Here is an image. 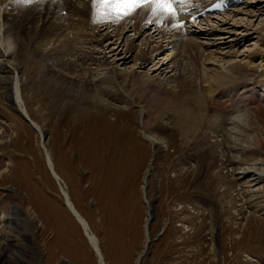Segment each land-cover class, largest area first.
I'll return each instance as SVG.
<instances>
[{
	"label": "rangeland",
	"instance_id": "obj_1",
	"mask_svg": "<svg viewBox=\"0 0 264 264\" xmlns=\"http://www.w3.org/2000/svg\"><path fill=\"white\" fill-rule=\"evenodd\" d=\"M233 8L209 19L229 20L223 12ZM256 16L264 22V11ZM202 19L196 29L217 33ZM258 20L222 50L244 70L236 75L241 79L215 95L202 88L200 103L151 86L144 93L151 65L118 66L108 51L101 54V44L90 47L92 61L83 57L89 46L76 44L82 59H71L75 74L62 76L76 88L61 85L71 95L52 89L45 64L24 38L16 34L11 59L0 47V77L16 79L20 70L26 112L47 134L43 141L7 101L10 88L0 78V264H99L61 191L95 236L100 264H136L142 253L140 264H264V30ZM73 74L88 81V98ZM145 188L153 207L149 230Z\"/></svg>",
	"mask_w": 264,
	"mask_h": 264
},
{
	"label": "bare ground",
	"instance_id": "obj_2",
	"mask_svg": "<svg viewBox=\"0 0 264 264\" xmlns=\"http://www.w3.org/2000/svg\"><path fill=\"white\" fill-rule=\"evenodd\" d=\"M208 1L209 0H183V3L174 5L176 14L169 17L164 13L153 14L152 8L154 5L151 3L140 5L127 15H117L111 9L101 8L94 0H31L29 3H25L23 0H0V47L4 50L5 57H10L9 59H11L15 56L17 41H19L15 37L16 34L17 38L18 36L24 38L23 40L32 47L31 54L45 64L46 67H44L46 68L47 76H50L49 79L54 83L52 89H57L58 94L71 95L67 93L70 89H64L61 85H65V87L69 85L76 88V86L70 85L73 81L72 83H65V80L62 81V76L65 72L72 75L71 72L76 70L74 62V65L71 64V59L75 58L76 62H80L82 59L79 56L82 48L76 49V44L81 40L79 44L89 46L88 51H86V49L82 51L84 53L83 57L87 58L89 61H92L90 60V55L94 54L90 47H95L94 43L96 46L101 44L100 49L103 50L101 54H106L104 51H108V55L119 63L118 66L125 65L130 61L137 65L136 69L138 70L144 69L147 64L151 65L149 72H147L150 74V79L146 77L143 81L144 93H146L145 90L151 86L152 90L157 89L156 91L158 92L170 93L180 100L183 97L184 100H181L183 102L192 99L190 102L194 100L200 103L204 95V92L200 91L203 90L202 88H205L206 92L208 91L210 94L215 95V93H219L221 89L227 88V85L232 86L234 85V81L241 79V77H236V75H239V72L244 70H240L239 65H233L235 62H232V59H228L227 54L223 55L224 51L222 50L223 48H227L228 52L230 50L229 44H232V42L236 43L237 39H239L237 37L246 30V27H252L254 24H257L256 22L259 17L256 15L264 11V0L257 1L256 3L244 2L243 4L245 5L239 7L237 6L242 4L240 0H235V3L231 5L227 4L230 0H224L225 2L222 0L220 5L216 6L217 8L209 9L207 14H212L210 13L212 11L217 13L219 10L222 12L227 10V6H233V9L223 12L229 20L223 18L224 16H222L220 20L217 19L218 21L209 19V24L213 23L217 33L213 27H209L208 30H200L201 27L198 30L195 24L199 25L200 21L198 23L195 22V20L200 18L199 13L204 7L208 6V4H206ZM225 5L226 8L223 9ZM200 6H203V8L199 9ZM187 10L190 11L187 13ZM246 10L247 16L243 14ZM220 12L218 15H222ZM218 15L212 17H217ZM261 19L260 17L258 23L263 31L264 26H261V24L264 25V22L262 23V21H260ZM202 21L206 24L209 22L205 18L202 19ZM185 28H188V31H186ZM108 29H112L113 34H93L96 33V30L98 32H104ZM128 32L133 35L132 39L127 35ZM201 36L206 37V39L207 37L209 38L207 43L205 42L206 44L200 43L199 37ZM141 37H143V39H140ZM210 37L215 40L214 42L217 44L213 43L214 45H210ZM228 39H230V42L228 41L229 43L227 42ZM104 42L107 43L106 46L108 45V47L103 48L102 45ZM136 42L139 43L136 44ZM212 47L214 53L208 51V49ZM153 54H157L158 57H153ZM164 54L166 56L165 60L160 59L164 57ZM224 57L227 59H224ZM162 60L164 61L162 62ZM184 61H186L187 65H184ZM41 62L39 64H41ZM245 65L248 66L247 63H245ZM83 68L85 69V67L82 66L81 71H84ZM17 69L18 66L14 68L15 71H17ZM19 71H17L16 79L0 77L1 81L5 82L10 88L6 99L12 105H18L25 119L27 118L30 124H32L30 126L34 128L44 141L47 138V134H45L36 123L31 121L28 116L29 114L26 112L21 97L20 78L18 77ZM154 74H156L158 78L163 77L161 82H156L160 80H154L156 77ZM247 74L246 72V75ZM74 76H72V78ZM83 76L84 75H76L74 80L77 83V88L81 90V95L88 98L84 92L87 90L86 83H88V81ZM145 76L146 75H144V77ZM262 77L264 78V73ZM107 78L109 77L107 76ZM64 79L68 80L65 77ZM207 95L206 93L204 99H207ZM231 95L232 93H230L228 101L231 99ZM214 99L217 98L214 97ZM21 104H23V106H21ZM43 149L46 153L48 168L59 186V189L62 190V187L60 188L61 180L54 172V167L53 164L51 165L48 155L49 152L47 153L48 150L45 145H43ZM146 188L143 190V197L145 196L147 200ZM61 194L64 198V203L66 201L68 212L81 226L85 238L95 252V255H97L99 264L100 261L104 262L102 253L97 246L96 238L89 230L87 222L85 219L81 218L70 200L66 198L62 191ZM147 208L148 217L146 220V229L149 230L148 221L152 220L153 207L148 203V200ZM14 215L15 213L12 214V216ZM148 233L145 232V242H147V238H149V236H147ZM149 242L151 243L150 240H148V243ZM1 245L2 243L0 242V246ZM148 246L145 244V251L148 249ZM143 255L142 253L137 258L136 264H140Z\"/></svg>",
	"mask_w": 264,
	"mask_h": 264
},
{
	"label": "snow or ice",
	"instance_id": "obj_3",
	"mask_svg": "<svg viewBox=\"0 0 264 264\" xmlns=\"http://www.w3.org/2000/svg\"><path fill=\"white\" fill-rule=\"evenodd\" d=\"M23 2L29 3L31 0H23ZM94 2L103 9H111L117 15H127L136 7L151 3L154 5L153 14L164 13L171 17L176 14L174 5L183 3V0H94Z\"/></svg>",
	"mask_w": 264,
	"mask_h": 264
}]
</instances>
